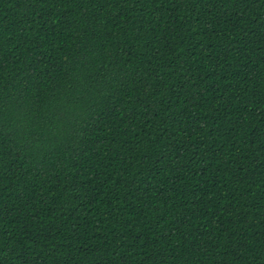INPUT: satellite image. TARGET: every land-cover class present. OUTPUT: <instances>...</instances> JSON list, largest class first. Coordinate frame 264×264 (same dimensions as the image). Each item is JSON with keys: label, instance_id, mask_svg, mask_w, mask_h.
<instances>
[{"label": "trees", "instance_id": "16d2710c", "mask_svg": "<svg viewBox=\"0 0 264 264\" xmlns=\"http://www.w3.org/2000/svg\"><path fill=\"white\" fill-rule=\"evenodd\" d=\"M0 264H264V0H0Z\"/></svg>", "mask_w": 264, "mask_h": 264}]
</instances>
